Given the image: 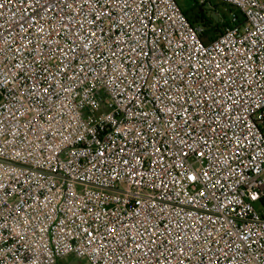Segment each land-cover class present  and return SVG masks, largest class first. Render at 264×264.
<instances>
[{
    "label": "built area",
    "instance_id": "1",
    "mask_svg": "<svg viewBox=\"0 0 264 264\" xmlns=\"http://www.w3.org/2000/svg\"><path fill=\"white\" fill-rule=\"evenodd\" d=\"M217 1L208 39L176 0H0V264H264V0Z\"/></svg>",
    "mask_w": 264,
    "mask_h": 264
},
{
    "label": "rangeland",
    "instance_id": "2",
    "mask_svg": "<svg viewBox=\"0 0 264 264\" xmlns=\"http://www.w3.org/2000/svg\"><path fill=\"white\" fill-rule=\"evenodd\" d=\"M198 1L200 4L203 1L202 7H195V2ZM179 7L184 12H189V16L191 17V21L197 24L195 21L197 19V15H200L202 12L207 16L213 18L215 22L224 21L230 14L231 8L225 4L218 2L217 0H176ZM194 8V9H193ZM58 264H89L85 259H78L73 255H69L58 262Z\"/></svg>",
    "mask_w": 264,
    "mask_h": 264
},
{
    "label": "trees",
    "instance_id": "3",
    "mask_svg": "<svg viewBox=\"0 0 264 264\" xmlns=\"http://www.w3.org/2000/svg\"><path fill=\"white\" fill-rule=\"evenodd\" d=\"M203 4L204 3L200 4V2L196 1L194 8L200 7V6L202 7ZM231 11H232V9H231ZM184 13L187 16V18L191 21V17L189 16V12H184ZM227 18L222 22H215V20L213 18L207 16L205 13L202 12L200 15H197V19L195 22L197 24L199 23L201 26L204 27V29H205L204 37L205 38L215 39L223 33L224 28L228 25Z\"/></svg>",
    "mask_w": 264,
    "mask_h": 264
}]
</instances>
